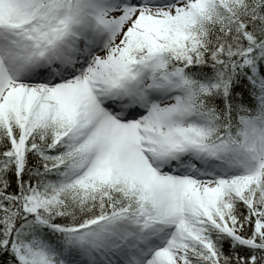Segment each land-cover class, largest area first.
Here are the masks:
<instances>
[{"label": "snow or ice", "instance_id": "snow-or-ice-1", "mask_svg": "<svg viewBox=\"0 0 264 264\" xmlns=\"http://www.w3.org/2000/svg\"><path fill=\"white\" fill-rule=\"evenodd\" d=\"M0 264H264V0H0Z\"/></svg>", "mask_w": 264, "mask_h": 264}]
</instances>
